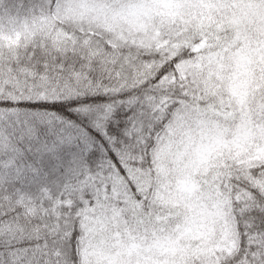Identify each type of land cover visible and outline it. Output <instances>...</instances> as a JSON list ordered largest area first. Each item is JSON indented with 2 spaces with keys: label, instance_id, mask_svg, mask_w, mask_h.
<instances>
[{
  "label": "snow or ice",
  "instance_id": "snow-or-ice-1",
  "mask_svg": "<svg viewBox=\"0 0 264 264\" xmlns=\"http://www.w3.org/2000/svg\"><path fill=\"white\" fill-rule=\"evenodd\" d=\"M0 264H264V0H0Z\"/></svg>",
  "mask_w": 264,
  "mask_h": 264
}]
</instances>
